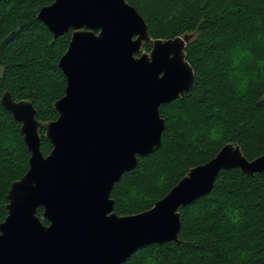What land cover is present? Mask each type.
I'll use <instances>...</instances> for the list:
<instances>
[{"label":"water","instance_id":"obj_1","mask_svg":"<svg viewBox=\"0 0 264 264\" xmlns=\"http://www.w3.org/2000/svg\"><path fill=\"white\" fill-rule=\"evenodd\" d=\"M37 19L54 40L72 31L58 64L67 87L54 104L57 119L45 123L32 102L16 101L8 91L1 96L21 125L30 159L7 194L0 264H123L145 246L179 243V209L208 196L221 171L264 173V154L249 160L228 143L151 209L117 215L115 185L162 145L160 108L194 84L186 47L196 34L153 40L126 0H55ZM150 42V53L143 52ZM41 129L53 146L46 156Z\"/></svg>","mask_w":264,"mask_h":264},{"label":"trees","instance_id":"obj_2","mask_svg":"<svg viewBox=\"0 0 264 264\" xmlns=\"http://www.w3.org/2000/svg\"><path fill=\"white\" fill-rule=\"evenodd\" d=\"M54 1L0 0V99L8 91L32 102L42 123L57 119L54 104L67 87L58 64L72 31L54 40L37 19ZM126 1L153 40L196 34L186 47L195 81L185 97L160 108L166 122L160 149L115 185L119 216L151 209L228 143L249 160L264 154V0ZM152 48L147 43L143 52ZM52 148L41 129L44 156ZM29 159L21 125L0 103V224L11 185L26 174ZM179 212V243L145 246L123 264H264V173L221 171L208 196Z\"/></svg>","mask_w":264,"mask_h":264}]
</instances>
